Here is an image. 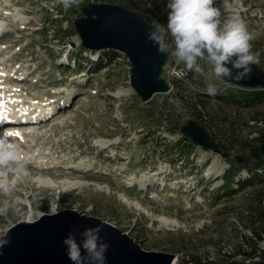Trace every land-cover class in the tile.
<instances>
[{"label": "rangeland", "instance_id": "374dc122", "mask_svg": "<svg viewBox=\"0 0 264 264\" xmlns=\"http://www.w3.org/2000/svg\"><path fill=\"white\" fill-rule=\"evenodd\" d=\"M97 2L131 10L154 30L157 24H167V0H82L79 7L69 9L57 0H0V20L18 23L0 40L4 47L0 69L12 74L36 71L21 82L25 101H42L54 91L62 94L57 98L60 102L72 101L58 116L37 125L41 132L35 149H41L45 158L52 151L46 160L62 167L84 164L88 168L70 175L85 182L80 190L64 191L62 186L50 190L36 182L40 173L29 162L28 175L12 177L16 178L14 190L0 195V205L7 203V212L0 215V238L20 224L29 230L34 223H23L25 219L32 216L40 221L39 213H49L58 204L60 213L72 211L106 221L146 252L174 254L177 264L233 260L253 264L243 251L251 249L250 241L258 242L264 251V233L261 241L255 236L256 231L264 232L260 216L264 215V176L258 170L263 180L244 186L241 179L248 178L256 160L240 164L235 157L248 156L264 142V101L252 106L248 102L255 97L250 93L264 89L237 87L213 76L211 82L220 91L209 97L203 91L206 78L178 65L169 47L161 78L172 90L143 102L130 80L133 65L128 55L116 50L107 60L104 54H110L109 49H87L77 32L75 22L87 18L83 8ZM214 6L222 18L239 16L258 34L252 50L260 53L258 66L264 70V0H214ZM14 17L18 20L13 21ZM180 68L183 78L177 73ZM205 71L209 66L205 65ZM9 81L13 84L12 78ZM29 92L42 100L30 97ZM232 95L242 104L224 97ZM189 120L199 122L230 158L186 140L182 127ZM102 141L112 145L100 154L95 145L102 148ZM215 154L224 166L214 163ZM56 171L57 180H63L65 171ZM230 176L231 184L223 185ZM152 178L164 183L143 191V182ZM230 189L237 192L226 194ZM125 196L140 201L145 210L129 206ZM163 217L176 219L180 225L165 224ZM194 257L201 263L193 262Z\"/></svg>", "mask_w": 264, "mask_h": 264}, {"label": "water", "instance_id": "95a60500", "mask_svg": "<svg viewBox=\"0 0 264 264\" xmlns=\"http://www.w3.org/2000/svg\"><path fill=\"white\" fill-rule=\"evenodd\" d=\"M87 18L75 22L83 45L91 50L114 49L128 55L133 70L131 83L143 102L150 101L154 95L171 92L172 87L161 78L166 62V53H158L157 48L147 40V33L154 28L139 14L123 7L107 3L90 4L83 8ZM96 16V18H93ZM231 67V65H229ZM223 80V79H222ZM243 88L264 89V70L253 66L251 78L223 80ZM185 139L192 143L230 158L215 138L196 120H189L182 127ZM264 158V143L250 150L248 156H236L240 164L251 158ZM64 215L74 216L63 218ZM101 225V237L110 247L106 253V264H173L176 256L164 252H146L128 234L97 217L78 216L72 211L58 215H46L35 222L29 230L21 224L11 230L9 243L0 255V264H72L66 255L63 239L69 233L78 234L87 227Z\"/></svg>", "mask_w": 264, "mask_h": 264}, {"label": "clouds", "instance_id": "9594fccd", "mask_svg": "<svg viewBox=\"0 0 264 264\" xmlns=\"http://www.w3.org/2000/svg\"><path fill=\"white\" fill-rule=\"evenodd\" d=\"M65 9L79 7L82 0H57ZM167 24H157L147 33V40L158 53H167L172 47L175 62L185 70L204 76L203 91L209 96L219 94L211 77L223 80L251 78L253 66L260 63V53L254 52L257 33L250 31L239 16L222 18L214 0H167ZM171 38V45L168 43ZM203 62V63H202ZM205 65L209 71H205ZM231 65V67H229ZM28 161L14 143L0 139V195H8L15 188V179L28 175ZM59 205L52 206L48 215H58ZM7 212V203L0 205V215ZM36 218L29 217L28 223ZM101 225L87 227L78 234L69 233L62 243L72 264H106L110 245L100 233ZM9 243L0 238V255Z\"/></svg>", "mask_w": 264, "mask_h": 264}, {"label": "bare ground", "instance_id": "6f19581e", "mask_svg": "<svg viewBox=\"0 0 264 264\" xmlns=\"http://www.w3.org/2000/svg\"><path fill=\"white\" fill-rule=\"evenodd\" d=\"M17 20H18L17 17L13 18V21H17ZM4 21L0 20L1 37L4 35V32H10V30H14V27L18 26V23L6 24ZM3 49L4 47L0 43V54L2 53ZM2 61H3V57H0V62ZM10 78H12L13 84H10L9 81ZM25 79H26V75L24 73H20V74L17 73L14 75L9 71H5V69L2 68L0 69V113L12 112L13 113L12 119L17 118L19 114L32 115L29 116L28 119L27 118L19 119L22 125H17V122H11L8 124L7 122L0 123V125L7 124V126H5L6 128L3 127V129H0V139L14 143L20 154L27 159L28 163L29 162L32 163L33 165L32 167L34 168V170L41 174V175L39 174V177H37L36 179V182L40 183L41 188L44 187L51 190L53 187L62 186L64 191H71L74 189L80 190L84 185H86L85 182L79 179L73 180L70 175H73L77 172L88 171L87 166H85L84 164H80L76 166L67 165L65 167H62L60 165H57L56 163L47 161L45 156L43 157L42 155L43 152L41 151V149H35L33 144L28 143L30 139H34L32 137L37 136L38 133L41 132L38 131V129L40 128L38 126L33 127V129L31 128V126L30 127L26 126V125H30L28 124V122L31 121L30 119L33 118L32 120H36V121L37 119H39L40 122L43 123V120H46L48 117H50V115H52L50 113L56 112L57 109L54 108V106L52 105V102L54 100L46 102L47 100L37 101L33 98H28V101H25L24 99L26 98L23 97L25 92H22L23 89L21 88L22 86L21 82H23V80ZM5 103H9V104H5ZM2 118L7 120V118L5 117ZM16 133H19V135H15ZM101 145H102L101 151L105 152L112 145V143H109L108 141L105 142L102 141ZM214 163L218 164L219 166H224L225 164V163L223 164V162L220 161L218 155L216 154H215ZM59 169L65 171V173H63L64 174L63 176L65 178L63 177L64 178L63 180L60 179L61 181L57 180L58 175L55 176V174H57L56 170ZM152 180L154 181V179H146V181L143 182L144 184L141 186V189L149 188L150 184L152 183ZM125 201L129 206L134 207L137 210H141V211L145 210V207L140 203V201L130 200L126 196H125ZM31 211H32L31 215H33L34 207L32 206H31ZM39 214H40L39 217H44L48 215V213H43V212ZM162 220L164 221L165 224L168 225L170 224L171 226L178 227L180 225L179 221L176 219H168L167 217H163ZM26 222L27 220L25 219L23 223ZM173 264H177V258L174 260Z\"/></svg>", "mask_w": 264, "mask_h": 264}, {"label": "trees", "instance_id": "16d2710c", "mask_svg": "<svg viewBox=\"0 0 264 264\" xmlns=\"http://www.w3.org/2000/svg\"><path fill=\"white\" fill-rule=\"evenodd\" d=\"M97 1H102V0H97ZM97 3H99V2H97ZM107 4H109V3H107ZM109 52H110V54L109 53L106 54L107 60H108V58L110 56L116 55V52L113 51V50H109ZM250 94L255 95V97L252 99V101H248L249 104H250V106L254 105L256 103V101L258 103L264 101V91L263 90H260V92L258 90L257 92H252ZM211 97H214V96H211ZM224 97H229V99H231L232 102H235V103L240 102L241 103V101L239 100V98L235 97L234 95H232V96H224ZM261 122H263V121H261ZM252 162H253V165L255 166V168L252 169V170H251V168L249 169V173L248 174H250V177H248L246 179L244 178L243 180H241V182H242V184H244V186L246 185L245 183H247V184L248 183H250V184L253 183L254 184L257 180H258V182L261 181V180H263L261 178V176H264V174H263L264 173V158H262V159H260L258 161H252ZM248 166H250L249 163H248V165L246 164V166H244V167L245 168H248ZM258 170L261 171L260 172L262 174L261 176L259 175ZM232 179L233 178L231 176H230L229 179L225 178L224 179L225 180L224 185L227 184V183L228 184L229 183L231 184V180ZM250 184H248V185H250ZM233 192L236 193L237 191L236 190H233V189H230V191H227L226 194L231 195ZM262 214H264V210L262 211ZM260 216H261V218L264 221V215H260ZM263 233L264 232H261V231L258 232V231H256V235L255 236H257V239L260 238V241H261ZM249 244L251 246V249L249 251H245V250L243 251V254L246 257L245 259H247V258L250 259V261L253 262V264H264V251H261L259 249V247L257 245L258 242H255V241L252 242V241H250ZM239 253H242V252L240 251ZM192 261L193 262H196V263H201V260L199 258H196V257H194L192 259ZM223 264H243V263L240 262V261H238V260H233V262L226 261Z\"/></svg>", "mask_w": 264, "mask_h": 264}, {"label": "built area", "instance_id": "2783aa9c", "mask_svg": "<svg viewBox=\"0 0 264 264\" xmlns=\"http://www.w3.org/2000/svg\"><path fill=\"white\" fill-rule=\"evenodd\" d=\"M177 73H178V75H181V73L179 71Z\"/></svg>", "mask_w": 264, "mask_h": 264}, {"label": "snow or ice", "instance_id": "6c2138e0", "mask_svg": "<svg viewBox=\"0 0 264 264\" xmlns=\"http://www.w3.org/2000/svg\"><path fill=\"white\" fill-rule=\"evenodd\" d=\"M15 135H19V133H16Z\"/></svg>", "mask_w": 264, "mask_h": 264}]
</instances>
